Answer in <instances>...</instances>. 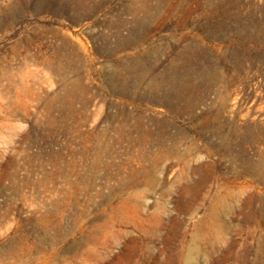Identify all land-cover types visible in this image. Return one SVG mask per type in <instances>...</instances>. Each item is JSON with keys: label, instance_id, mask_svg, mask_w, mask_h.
<instances>
[{"label": "rangeland", "instance_id": "obj_1", "mask_svg": "<svg viewBox=\"0 0 264 264\" xmlns=\"http://www.w3.org/2000/svg\"><path fill=\"white\" fill-rule=\"evenodd\" d=\"M0 264H264V0H0Z\"/></svg>", "mask_w": 264, "mask_h": 264}, {"label": "bare ground", "instance_id": "obj_2", "mask_svg": "<svg viewBox=\"0 0 264 264\" xmlns=\"http://www.w3.org/2000/svg\"><path fill=\"white\" fill-rule=\"evenodd\" d=\"M4 13L5 16L12 17L14 14L17 13V6L11 7L9 10L5 11ZM197 48L198 51L203 50L202 47L200 46H198ZM147 53H148L147 51H144L141 52V55L146 57L149 55ZM192 57H193V46L191 42H188L187 47H185L182 50H179L175 54V61L171 65L173 73L177 75L181 71L187 70L188 76L189 77L192 76V72L190 70V66L193 63ZM135 61H136L135 65L143 67L144 71L142 70L143 71L142 73L147 74L152 71L153 65L141 62L138 57L135 59ZM156 84L157 85H155L153 89L151 88L152 90L151 91L149 90V92L146 95L143 94L147 100L163 106L166 111L172 113L177 117L181 116L185 112H190V113L192 112L193 104L190 100H186L184 98L183 93L171 92L170 90L163 89L160 86V84L159 85L158 83ZM184 89L186 90V86H182V90ZM188 98L190 99V97ZM203 118L204 120L207 121L206 115H204ZM205 167H208V165H205ZM198 168H200V166Z\"/></svg>", "mask_w": 264, "mask_h": 264}]
</instances>
